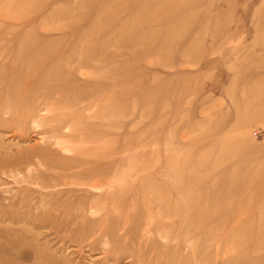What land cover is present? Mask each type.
Segmentation results:
<instances>
[{
	"label": "rangeland",
	"instance_id": "1",
	"mask_svg": "<svg viewBox=\"0 0 264 264\" xmlns=\"http://www.w3.org/2000/svg\"><path fill=\"white\" fill-rule=\"evenodd\" d=\"M0 264H264V0H0Z\"/></svg>",
	"mask_w": 264,
	"mask_h": 264
},
{
	"label": "bare ground",
	"instance_id": "2",
	"mask_svg": "<svg viewBox=\"0 0 264 264\" xmlns=\"http://www.w3.org/2000/svg\"><path fill=\"white\" fill-rule=\"evenodd\" d=\"M58 140V139H57Z\"/></svg>",
	"mask_w": 264,
	"mask_h": 264
}]
</instances>
